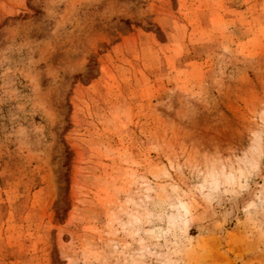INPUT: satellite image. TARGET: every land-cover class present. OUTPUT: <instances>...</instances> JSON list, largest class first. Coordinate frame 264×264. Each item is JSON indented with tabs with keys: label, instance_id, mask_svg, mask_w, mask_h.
<instances>
[{
	"label": "rangeland",
	"instance_id": "1",
	"mask_svg": "<svg viewBox=\"0 0 264 264\" xmlns=\"http://www.w3.org/2000/svg\"><path fill=\"white\" fill-rule=\"evenodd\" d=\"M0 264H264V0H0Z\"/></svg>",
	"mask_w": 264,
	"mask_h": 264
}]
</instances>
